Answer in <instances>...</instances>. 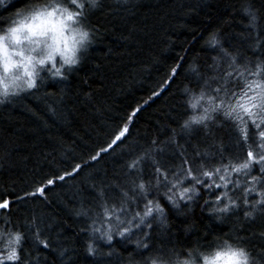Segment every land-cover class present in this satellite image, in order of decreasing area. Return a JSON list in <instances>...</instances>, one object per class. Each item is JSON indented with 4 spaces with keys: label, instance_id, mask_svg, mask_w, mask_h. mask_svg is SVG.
<instances>
[{
    "label": "trees",
    "instance_id": "16d2710c",
    "mask_svg": "<svg viewBox=\"0 0 264 264\" xmlns=\"http://www.w3.org/2000/svg\"><path fill=\"white\" fill-rule=\"evenodd\" d=\"M248 3L259 10L264 25V0H100V8L86 21L95 29V42L82 54L68 79L58 84L48 78L31 95L21 94L20 98L0 104V197L14 200L24 191H31L34 180L53 172L63 174L76 163L91 165L74 179L58 182L48 192V202L29 198L13 203L10 214L0 210V226L6 219L13 224H23L33 215L42 219L43 235L50 248L40 251L39 264H139L149 254L136 247L135 241L142 233L134 234L131 242L117 238L110 248L93 238L88 230L91 221L77 215L82 208L90 207L91 181L87 179L90 175L99 173L103 177L107 172L110 183L117 182L112 179L116 176L124 184L121 168L128 158L126 154H141L163 147L165 142H171L162 157L166 160L173 152H179L181 146L188 147L189 153L193 150L214 153L223 144L226 154H240L241 158L246 154V148L242 151L236 146L237 137L230 136L227 127L214 125L212 134H207L206 129L191 135L183 132L179 125L184 110L178 88L193 79L189 71L193 62L201 70L206 60L211 62L215 53L202 49L213 32L220 34L233 54L252 57L248 43H241L247 24L243 9ZM15 7H20L19 0L12 8H0V17L10 16ZM181 57H184L181 74L171 85H164L171 67ZM153 91L161 94L152 97ZM0 99L4 97L0 95ZM138 106L143 107L130 124L127 139L99 161L92 162L90 156L107 146ZM169 163L175 167L180 161ZM163 192L160 189L161 195ZM230 195L235 198L242 191ZM203 202L202 198L187 215H170L167 230L154 224L153 243L166 255L175 247L186 256L187 248L195 247L198 237L206 233L208 241L217 236L222 239L231 236L235 241L238 235L244 237L242 244L250 256L259 259L264 247L259 236L264 230L261 214L256 213L254 221L245 220L244 211L251 209L241 203L236 213L216 221L209 218L207 209L202 212L199 205ZM187 226L191 231H185ZM0 239L3 251L7 235H0ZM89 242L103 249L89 256ZM30 248V244L25 245L26 251ZM30 254L37 255L34 249Z\"/></svg>",
    "mask_w": 264,
    "mask_h": 264
},
{
    "label": "snow or ice",
    "instance_id": "6c2138e0",
    "mask_svg": "<svg viewBox=\"0 0 264 264\" xmlns=\"http://www.w3.org/2000/svg\"><path fill=\"white\" fill-rule=\"evenodd\" d=\"M16 3L17 0L7 3L0 0V8L6 10ZM19 3L20 7H15L10 16L0 17V95L4 97L0 104L20 98L21 94L31 95L48 78L58 84L66 81L82 54L95 42V29L86 21L101 6L100 0H19ZM243 11L247 24L241 43H248L252 57L233 54L225 47L220 34L213 32L202 49L215 53L211 62L206 60L202 70L193 62L189 66L193 79L178 91L184 110L183 122L179 125L183 132L191 135L206 129L207 134H212L214 125L227 127L230 136L237 137L236 146L242 151L246 148V154L242 158L240 154H226L223 144L214 153L199 150L189 153L188 147L181 146L179 152H173L166 160L162 157L171 142H165L163 147L154 150L126 154L128 158L121 168L124 184L116 176L112 179L117 182L110 183L107 172L103 177L97 173L87 178L91 181L88 186L90 207L82 208L77 215L87 217L93 238L110 248L117 238L131 242L134 234L142 233L135 241L136 247L149 254L139 264H264V247L260 258H253L242 244L244 237L238 235L235 241L231 236L224 239L217 236L208 241L206 233L198 237L195 247L187 248L186 256L175 247L166 255L153 243L152 237L154 224L167 230L170 215H187L202 198L204 202L199 206L202 212L207 209L210 219L223 220L236 213L241 203L251 209L244 211L245 220L254 221L256 213L264 219V25L259 10L251 3L246 4ZM196 39L194 36L193 42ZM183 64L184 57H181L171 67L164 85L175 82ZM48 86L54 87L53 84ZM160 94L153 91L152 97ZM142 107L133 109L107 146L90 156L92 162L99 161L127 139L130 124ZM169 160L180 163L173 167ZM90 166L76 163L63 174L53 172L34 180L32 190L24 191L22 196L14 200L0 197V210L10 214L13 203L29 198L48 202V192L57 187L58 182L74 179ZM160 189L164 190L162 195ZM238 191H242L241 196L230 195ZM42 225V219L35 215L30 220L25 219L23 224L4 220L0 235H7V243L0 251V264H39L40 251L50 248ZM185 231H191V227L187 226ZM259 236L264 240V230ZM201 240L207 242L201 244ZM26 244L31 245L28 251ZM33 249L37 253L35 257L30 254ZM87 253L97 255L92 242L88 243ZM173 256L175 259L171 258Z\"/></svg>",
    "mask_w": 264,
    "mask_h": 264
},
{
    "label": "bare ground",
    "instance_id": "6f19581e",
    "mask_svg": "<svg viewBox=\"0 0 264 264\" xmlns=\"http://www.w3.org/2000/svg\"><path fill=\"white\" fill-rule=\"evenodd\" d=\"M2 245H3V243L1 244V247H2ZM101 245L105 246L106 244L103 241H101ZM103 246H98L97 247V251L100 250V249H103L102 248Z\"/></svg>",
    "mask_w": 264,
    "mask_h": 264
},
{
    "label": "rangeland",
    "instance_id": "374dc122",
    "mask_svg": "<svg viewBox=\"0 0 264 264\" xmlns=\"http://www.w3.org/2000/svg\"><path fill=\"white\" fill-rule=\"evenodd\" d=\"M3 243V241L0 239V247H1V244Z\"/></svg>",
    "mask_w": 264,
    "mask_h": 264
}]
</instances>
